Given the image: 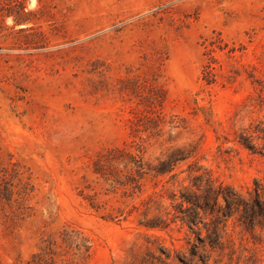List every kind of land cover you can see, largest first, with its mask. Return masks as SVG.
Masks as SVG:
<instances>
[{
  "label": "rangeland",
  "instance_id": "374dc122",
  "mask_svg": "<svg viewBox=\"0 0 264 264\" xmlns=\"http://www.w3.org/2000/svg\"><path fill=\"white\" fill-rule=\"evenodd\" d=\"M199 176L264 182V0H0V264H264V221L185 222Z\"/></svg>",
  "mask_w": 264,
  "mask_h": 264
},
{
  "label": "trees",
  "instance_id": "16d2710c",
  "mask_svg": "<svg viewBox=\"0 0 264 264\" xmlns=\"http://www.w3.org/2000/svg\"><path fill=\"white\" fill-rule=\"evenodd\" d=\"M181 158H174L172 155L163 162L159 169L161 173L174 168L175 161ZM142 172V165H138ZM194 182L193 187H186L180 194L181 206L184 209L185 222L191 227L196 225L197 215L209 218V224L212 234H217L218 225L221 219L227 220L234 213L239 214V221L245 228H255L256 226H263L264 221V182L257 185L255 192L250 197H246L238 191L222 184H215L208 178H201ZM225 226L226 222L223 223ZM62 241L65 246L77 250L83 249L84 252L89 253L92 248L91 240L84 235L81 230H63L61 233ZM54 241H49L42 251L33 255V259L29 264H49V259H52L56 253L54 250Z\"/></svg>",
  "mask_w": 264,
  "mask_h": 264
}]
</instances>
